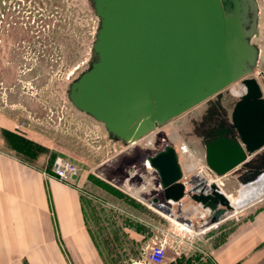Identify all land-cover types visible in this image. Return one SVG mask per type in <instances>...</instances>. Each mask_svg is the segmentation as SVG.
Returning a JSON list of instances; mask_svg holds the SVG:
<instances>
[{"label":"water","instance_id":"water-1","mask_svg":"<svg viewBox=\"0 0 264 264\" xmlns=\"http://www.w3.org/2000/svg\"><path fill=\"white\" fill-rule=\"evenodd\" d=\"M90 1L100 21L96 59L69 87L73 107L130 145L241 82L229 123L204 146L205 166L220 179L244 166L241 189L262 183L264 165L261 171L253 167L264 157V100L253 77L258 50L250 44L257 28L253 1L243 0L248 4L240 7L239 0H230L232 11L223 10L220 0ZM249 10L254 16L247 25ZM147 163L159 178L164 203L179 205L189 198L209 211L213 223L232 213L216 183L183 182L174 147L166 146ZM263 198L261 191L237 210Z\"/></svg>","mask_w":264,"mask_h":264},{"label":"crops","instance_id":"crops-1","mask_svg":"<svg viewBox=\"0 0 264 264\" xmlns=\"http://www.w3.org/2000/svg\"><path fill=\"white\" fill-rule=\"evenodd\" d=\"M77 112L92 140L91 145L86 144L89 148L79 142L23 135L21 127L19 134L47 150V156L24 161L0 149V264H121L119 257L124 258L123 264H144L145 251L155 235L153 228H165L168 216L179 219L180 214L187 223L197 218L200 233L186 234L178 229L175 248L165 264H264V198L250 205L255 206L253 211L219 235L211 232L213 228L202 232L214 224L209 211L189 198L179 205L164 203L159 178L148 163L140 173L142 180L133 179L130 172L120 178L122 160L118 157L124 153L123 158L132 160L131 148L136 143L127 145L112 138L101 123ZM7 126L0 114V129L8 130ZM106 150L113 151L112 167L93 172L91 163L103 159ZM57 158L77 168L69 183L52 177ZM105 163L108 160L96 166ZM242 167L238 180L246 177L247 169ZM255 169L261 171V164ZM237 171L220 181L226 182L225 178ZM109 176L112 183L101 178ZM241 188L238 192L244 190ZM247 190L248 194L264 191V183ZM155 197L160 199L157 205L151 203ZM131 209H142L144 217H135ZM184 240L191 241L187 251Z\"/></svg>","mask_w":264,"mask_h":264},{"label":"rangeland","instance_id":"rangeland-1","mask_svg":"<svg viewBox=\"0 0 264 264\" xmlns=\"http://www.w3.org/2000/svg\"><path fill=\"white\" fill-rule=\"evenodd\" d=\"M252 1L257 7V28L250 44L260 51V60L253 77L264 85V0ZM99 24L90 0H0V114L6 118L8 130L17 131L15 125H20L23 135L30 133L60 142L91 145L92 140L88 138L87 130L82 126L83 121L79 119L81 115L70 103L68 94L70 85L89 70L96 59L93 45ZM240 83L229 86L137 141L131 148L134 153L132 160L123 158L124 153L120 154V178L130 172L133 179L142 180L140 173L146 168L148 158L155 156L166 146H172L180 158L183 181L188 183L194 178L195 183H199L205 180L209 172L205 166L204 142L196 131L213 103L222 106L227 113L228 122L230 121V113L238 100L236 92L241 88ZM10 142V138L0 129V149L4 148L15 154L8 147ZM25 148L33 156L24 155L28 160L47 156V152L42 153L38 148ZM112 156L113 151L106 150L103 159L91 163L93 172L112 167ZM21 159L27 161L22 156ZM105 160L108 163L97 167L98 163ZM241 171L243 168L225 178L226 182L219 185L228 195L225 196L233 210L226 221L211 230L213 233L223 232L254 210L255 206H250L245 212L237 210V206L248 197L259 194V191L248 194L245 188L238 192L243 185L241 177L240 180L237 178ZM101 178L112 183L111 176L108 177L109 180ZM131 210L132 214L135 212V217H144L142 209ZM152 214L157 215L155 212ZM168 218L169 224L163 229L168 230L171 236H176L182 225L190 233H200L197 229L199 221L195 217L189 223L182 220L181 214L179 219L172 215ZM104 220L106 222L107 218ZM153 233L156 235L155 228ZM184 241L187 251L191 248V241ZM174 242L172 239L170 243L172 252ZM112 259L114 258H110L111 261ZM119 259L123 264L124 258Z\"/></svg>","mask_w":264,"mask_h":264},{"label":"built area","instance_id":"built-area-1","mask_svg":"<svg viewBox=\"0 0 264 264\" xmlns=\"http://www.w3.org/2000/svg\"><path fill=\"white\" fill-rule=\"evenodd\" d=\"M259 85L261 87L262 99L264 100V85H262L260 82ZM240 87H241L240 89L243 90L242 84L240 85ZM20 128H21L20 125H15L16 130H19ZM76 172H77L76 166L65 159L57 158L53 163L52 177L60 182L69 183L71 181V177L75 175ZM208 172H209L208 176H205V180L203 181H205L208 185L210 183H216L218 186L221 185L220 178L215 177L209 170ZM193 179L190 181L191 182L190 185L195 184V181ZM190 185L188 182L189 187H191ZM229 217L230 214L222 217L217 223L205 227L202 230V232L217 227L219 224L226 221ZM155 230H156V235H154L151 244L147 247V250L145 251L143 257L144 264H165V261L170 255L169 253L172 252L170 251L171 250L170 243L172 239H174L175 241L178 238L177 235L171 236L172 234L170 235L168 230L161 229L160 227L155 228ZM180 231H184L186 232V234L190 233L188 230H186L183 227L179 228V232Z\"/></svg>","mask_w":264,"mask_h":264},{"label":"flooded vegetation","instance_id":"flooded-vegetation-1","mask_svg":"<svg viewBox=\"0 0 264 264\" xmlns=\"http://www.w3.org/2000/svg\"><path fill=\"white\" fill-rule=\"evenodd\" d=\"M243 0H239L240 7L242 4L247 6V1L242 2ZM221 7L223 10L232 11L234 10V2L230 0H220ZM254 16V11L249 10L248 13V21L247 25L251 24V19ZM246 30L248 27L245 28ZM228 116L226 111L222 108V106L218 105V103H213L211 110L208 111L205 120L201 122L198 126V130L196 133L201 137L203 140V144H207L208 142L212 141L216 138V134L218 132H222L226 125L228 124ZM20 130V129H19Z\"/></svg>","mask_w":264,"mask_h":264},{"label":"trees","instance_id":"trees-1","mask_svg":"<svg viewBox=\"0 0 264 264\" xmlns=\"http://www.w3.org/2000/svg\"><path fill=\"white\" fill-rule=\"evenodd\" d=\"M3 131V134H6L11 142H10V145H8L9 149L11 151H14L16 156L18 158L21 159V156L25 158V156L27 157L29 153H27V151L24 150V147H26L25 149H27V147H31V148H38L42 153H45L47 152V150H45L44 148H42L41 146H38L36 144H34L32 141H29L27 140L26 137L24 136H21V134H19L20 130H17V131H12V130H2ZM17 141V142H16ZM18 142L22 145H19ZM25 155V156H24ZM30 155V154H29ZM29 157H33V156H29ZM35 158H31L30 160H33ZM23 160V159H22ZM27 161H30L28 159H26ZM25 161V160H24ZM258 163L259 164H263L264 165V157L263 159H258L256 160L254 163H253V167L254 168H257L258 167Z\"/></svg>","mask_w":264,"mask_h":264},{"label":"bare ground","instance_id":"bare-ground-1","mask_svg":"<svg viewBox=\"0 0 264 264\" xmlns=\"http://www.w3.org/2000/svg\"><path fill=\"white\" fill-rule=\"evenodd\" d=\"M243 92V90L242 89H240L238 92H236V94L237 95H240L241 93ZM262 183H264V181H262ZM258 186V185H257ZM253 187H255V186H253ZM253 187H251V188H253ZM247 189H250V188H247ZM236 211V210H235ZM236 213V212H235ZM234 214V213H233ZM175 221V220H174ZM177 223V222H176ZM178 224V223H177Z\"/></svg>","mask_w":264,"mask_h":264}]
</instances>
